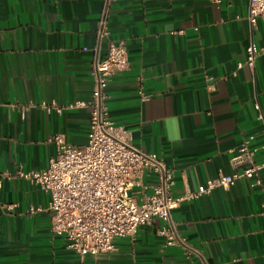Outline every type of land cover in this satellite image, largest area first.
Here are the masks:
<instances>
[{
	"label": "crops",
	"instance_id": "crops-1",
	"mask_svg": "<svg viewBox=\"0 0 264 264\" xmlns=\"http://www.w3.org/2000/svg\"><path fill=\"white\" fill-rule=\"evenodd\" d=\"M221 1L117 0L102 35L106 0H0V177L46 169L55 134L87 145L96 65L111 41L132 63L106 90L111 118L138 149L159 155L174 195L232 175L231 159L247 142L262 167L261 184L241 178L174 211L191 254L168 248L159 234L166 223L155 218L83 264H264V22L249 23L248 0ZM252 43L255 66L238 69ZM139 83L152 96L146 105ZM161 176L146 170L136 193L152 192ZM50 201L38 183L3 180L0 264H81L52 230Z\"/></svg>",
	"mask_w": 264,
	"mask_h": 264
},
{
	"label": "built area",
	"instance_id": "built-area-1",
	"mask_svg": "<svg viewBox=\"0 0 264 264\" xmlns=\"http://www.w3.org/2000/svg\"><path fill=\"white\" fill-rule=\"evenodd\" d=\"M116 1L106 0L102 35L109 34L106 31L107 11ZM248 2V20L256 27L259 20L264 22V0ZM258 56V48L252 43L247 49L245 63H239L238 69L244 65L254 67ZM131 64L127 47L111 41L107 58L96 65L98 83L88 103L93 111L86 146L79 147L68 142L64 135L55 134L50 142L56 144V153L46 169L6 171L0 177V188L4 179L22 178L38 183L50 193L48 210L52 230L68 240L69 247L80 256L81 264L88 255L114 251L117 238L134 239L139 229L151 224L155 218L166 223L159 229V234L165 238L167 247L182 246L191 254L193 249L187 248L186 240L178 233V225L172 221L174 211L183 202L200 198L215 189H231L241 178L251 179L255 185L261 184L262 167L256 164L255 150L247 142L231 159L235 170L232 175L209 180L197 192L174 195L173 174L164 168L159 155L138 149L136 136L117 126L111 118L106 90L112 86L115 72L128 69ZM138 87L143 105L148 104L152 96L144 93L141 83ZM86 104L78 102L75 107ZM146 170L161 174V181L152 186V192L138 195L136 191L143 183Z\"/></svg>",
	"mask_w": 264,
	"mask_h": 264
}]
</instances>
